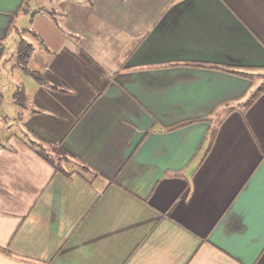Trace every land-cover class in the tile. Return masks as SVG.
Segmentation results:
<instances>
[{
	"label": "crops",
	"instance_id": "crops-1",
	"mask_svg": "<svg viewBox=\"0 0 264 264\" xmlns=\"http://www.w3.org/2000/svg\"><path fill=\"white\" fill-rule=\"evenodd\" d=\"M31 1L0 0V65ZM69 16L31 56L25 138L0 144V264H264V0Z\"/></svg>",
	"mask_w": 264,
	"mask_h": 264
},
{
	"label": "rangeland",
	"instance_id": "rangeland-1",
	"mask_svg": "<svg viewBox=\"0 0 264 264\" xmlns=\"http://www.w3.org/2000/svg\"><path fill=\"white\" fill-rule=\"evenodd\" d=\"M75 0H32L31 8L28 13L21 14L14 22L15 31L8 35L5 43L6 51L2 64L0 65V89L3 93L2 105L0 107V144L7 145L9 139L25 138L23 127L26 126V120L34 105L33 97H38L36 91H33L36 84L35 80L20 70L14 64L13 56L16 52V46L20 40H24L32 45V60H40L41 51H46L50 57L56 55L54 47L50 45L47 33L50 31V24L56 29L60 37H70L64 30L63 24L70 22L72 26L76 18L66 17V7L68 3H74ZM50 23V24H49ZM74 37H78L74 35ZM74 38V40H75ZM54 48V49H53ZM80 49L82 47L79 46ZM62 49L58 57L63 55ZM62 54V55H59ZM87 59V56H84ZM13 59V60H12ZM86 62H88L86 60ZM30 66V63H29ZM264 86V84H263ZM264 88V87H261ZM23 91L26 97L25 107L21 108L14 102V96L18 91ZM7 114L11 120L7 119L6 124L2 123V117Z\"/></svg>",
	"mask_w": 264,
	"mask_h": 264
},
{
	"label": "trees",
	"instance_id": "trees-1",
	"mask_svg": "<svg viewBox=\"0 0 264 264\" xmlns=\"http://www.w3.org/2000/svg\"><path fill=\"white\" fill-rule=\"evenodd\" d=\"M29 1L30 0H23V3L21 5V12H25L28 9ZM13 30H15L13 26H10V29L8 30V35L11 34ZM2 46H3V43L2 41H0V47L2 48ZM32 50H33V47L31 44H29L28 42L24 40H20L18 45L16 46L15 55L13 56L14 64L24 73L31 76L38 84L45 85L46 79L44 78V76L41 73L33 71L29 68V62L31 59ZM14 102L16 103L17 106L21 108L25 107L26 97L23 91L20 90L18 91L17 94H15ZM185 124H188V123L186 122V123L179 124L176 126V128H179ZM56 149H57L56 154L58 156H62V155L65 156V153L61 148L57 147ZM38 154L43 157L42 153L39 152ZM43 159L47 161L50 165L54 166L56 170H59L56 163L54 164V161H50L49 159L45 157H43Z\"/></svg>",
	"mask_w": 264,
	"mask_h": 264
},
{
	"label": "snow or ice",
	"instance_id": "snow-or-ice-1",
	"mask_svg": "<svg viewBox=\"0 0 264 264\" xmlns=\"http://www.w3.org/2000/svg\"><path fill=\"white\" fill-rule=\"evenodd\" d=\"M262 147H264V145H262Z\"/></svg>",
	"mask_w": 264,
	"mask_h": 264
}]
</instances>
